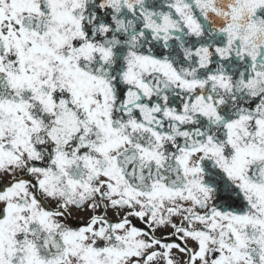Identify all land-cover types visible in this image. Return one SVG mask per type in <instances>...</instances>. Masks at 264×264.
I'll return each mask as SVG.
<instances>
[{
    "label": "flooded vegetation",
    "instance_id": "obj_1",
    "mask_svg": "<svg viewBox=\"0 0 264 264\" xmlns=\"http://www.w3.org/2000/svg\"><path fill=\"white\" fill-rule=\"evenodd\" d=\"M225 45L170 0H0V264H264V52Z\"/></svg>",
    "mask_w": 264,
    "mask_h": 264
},
{
    "label": "water",
    "instance_id": "obj_2",
    "mask_svg": "<svg viewBox=\"0 0 264 264\" xmlns=\"http://www.w3.org/2000/svg\"><path fill=\"white\" fill-rule=\"evenodd\" d=\"M178 1L192 4L195 20L203 25L206 33L224 37L230 43L231 54L241 52L244 56L247 46L264 47V30L254 20L255 14L264 8V0H232V4L231 0H226L227 3L205 0V6L201 5L204 0Z\"/></svg>",
    "mask_w": 264,
    "mask_h": 264
}]
</instances>
